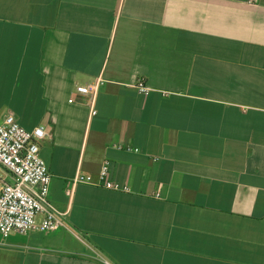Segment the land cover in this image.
<instances>
[{
  "label": "crops",
  "instance_id": "obj_1",
  "mask_svg": "<svg viewBox=\"0 0 264 264\" xmlns=\"http://www.w3.org/2000/svg\"><path fill=\"white\" fill-rule=\"evenodd\" d=\"M7 113L44 127L65 227L0 264H264V0H0ZM105 161L129 192L72 188Z\"/></svg>",
  "mask_w": 264,
  "mask_h": 264
},
{
  "label": "built area",
  "instance_id": "obj_2",
  "mask_svg": "<svg viewBox=\"0 0 264 264\" xmlns=\"http://www.w3.org/2000/svg\"><path fill=\"white\" fill-rule=\"evenodd\" d=\"M100 82V81H99ZM97 84L76 88V92L88 96L93 102ZM140 93L149 88L142 81L136 84ZM94 113V111H93ZM47 136L42 126L32 131L24 129L12 113L0 119V240L5 241L12 234H26L36 230L52 233L65 227L63 213L49 200L51 175L40 155V142ZM124 149L137 152L131 147ZM108 162H103L97 179L76 174L72 188L77 184L100 185L108 190L129 192V188L108 180ZM71 190L69 191V195ZM38 216H42L38 220ZM101 264H113L103 256H97Z\"/></svg>",
  "mask_w": 264,
  "mask_h": 264
}]
</instances>
